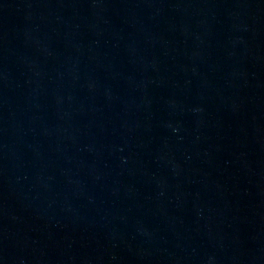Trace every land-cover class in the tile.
Returning a JSON list of instances; mask_svg holds the SVG:
<instances>
[{
    "label": "water",
    "instance_id": "95a60500",
    "mask_svg": "<svg viewBox=\"0 0 264 264\" xmlns=\"http://www.w3.org/2000/svg\"><path fill=\"white\" fill-rule=\"evenodd\" d=\"M0 264H264V0H0Z\"/></svg>",
    "mask_w": 264,
    "mask_h": 264
}]
</instances>
